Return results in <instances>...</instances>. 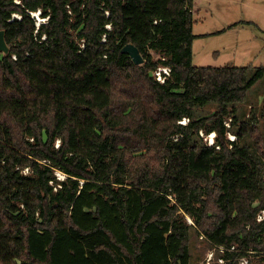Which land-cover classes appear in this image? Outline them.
Instances as JSON below:
<instances>
[{
  "label": "trees",
  "instance_id": "obj_1",
  "mask_svg": "<svg viewBox=\"0 0 264 264\" xmlns=\"http://www.w3.org/2000/svg\"><path fill=\"white\" fill-rule=\"evenodd\" d=\"M193 7L0 0V264H191L186 216L212 244L237 246L225 264L245 249L264 264V99L262 126L237 106L264 66L194 65Z\"/></svg>",
  "mask_w": 264,
  "mask_h": 264
},
{
  "label": "rangeland",
  "instance_id": "obj_2",
  "mask_svg": "<svg viewBox=\"0 0 264 264\" xmlns=\"http://www.w3.org/2000/svg\"><path fill=\"white\" fill-rule=\"evenodd\" d=\"M193 11L196 21L193 26L196 35L193 41L194 65L264 66V0H194ZM35 19L36 22L43 20ZM263 99L264 79L253 86L246 101L237 104L239 119L247 121L255 114L257 123L261 125ZM214 108V105H209L203 109V113L208 115ZM231 129L236 131L237 126L233 125ZM58 174V179H63L62 173ZM260 212L261 209L256 215L258 222ZM186 220L192 225L191 264H225L226 260H221L222 251L207 240L191 217L186 216ZM235 247L232 252H238L239 249ZM256 253L252 249L243 250L247 259L241 261L240 257L236 264H244L247 260L258 264Z\"/></svg>",
  "mask_w": 264,
  "mask_h": 264
},
{
  "label": "built area",
  "instance_id": "obj_3",
  "mask_svg": "<svg viewBox=\"0 0 264 264\" xmlns=\"http://www.w3.org/2000/svg\"><path fill=\"white\" fill-rule=\"evenodd\" d=\"M34 14H36L35 12H33L32 13V15H34ZM106 14H107V16H109V12L107 11L106 12ZM40 18H42V17H39V19ZM43 20L42 21H37L36 22V24H37V27L41 24V23H45V22H47V19L48 18H42ZM107 28H111V25H107ZM43 39H46V36L44 35L43 36ZM103 41H105L106 40V36L104 35V37H103V39H102ZM80 46L82 47V48H85V44H84V42H82V43H80ZM14 58H16V56L14 55L13 56ZM170 74H171V68L169 67V66H164V65H162V66H160V67H158L155 71H154V76L156 77V79L158 80V81H160V82H162V83H164L166 80H167V78L170 76ZM181 124H184V125H186L188 122H189V119L188 118H183L182 120H180L179 121ZM224 124H225V126L227 127V132H226V136H227V139L230 141V147L232 146V144L231 143H233V142H235V141H237L238 140V135L231 129L232 128V126H233V123H232V118H227V119H225V121H224ZM200 135H201V137L204 139V141H205V143L207 144V145H209V146H216V148L217 149H219L220 148V146L219 145H217V138H218V133L216 132V131H211V132H205L204 130H201L200 131ZM229 136V137H228ZM178 136H176L174 139L175 140H178ZM259 220L260 221H262V220H264V208H262L261 209V212L259 213ZM216 247H218L221 251H222V253L224 254V252L226 251V250H229V251H234L235 249H236V247L235 246H232V247H230L229 249H227L226 247H224V246H220V245H216ZM223 254H222V259L221 260H223L224 262H225V258L223 257ZM243 259H247V257H245V255L244 256H242V258H241V261L243 260ZM244 264H257L256 262H251L250 260H247V262L246 263H244Z\"/></svg>",
  "mask_w": 264,
  "mask_h": 264
},
{
  "label": "water",
  "instance_id": "obj_4",
  "mask_svg": "<svg viewBox=\"0 0 264 264\" xmlns=\"http://www.w3.org/2000/svg\"><path fill=\"white\" fill-rule=\"evenodd\" d=\"M0 51L4 53H7L9 51V47L4 36V30H0ZM122 51L128 54L134 63L142 64L144 62V57L140 49L132 43L125 45Z\"/></svg>",
  "mask_w": 264,
  "mask_h": 264
}]
</instances>
